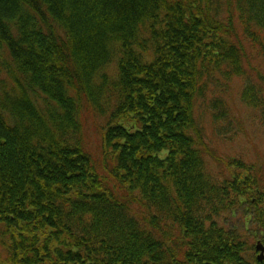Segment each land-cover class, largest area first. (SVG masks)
<instances>
[{
    "label": "trees",
    "instance_id": "1",
    "mask_svg": "<svg viewBox=\"0 0 264 264\" xmlns=\"http://www.w3.org/2000/svg\"><path fill=\"white\" fill-rule=\"evenodd\" d=\"M234 75L264 118V0H0V264H264V163L205 147Z\"/></svg>",
    "mask_w": 264,
    "mask_h": 264
},
{
    "label": "rangeland",
    "instance_id": "2",
    "mask_svg": "<svg viewBox=\"0 0 264 264\" xmlns=\"http://www.w3.org/2000/svg\"><path fill=\"white\" fill-rule=\"evenodd\" d=\"M234 23L237 24L235 20ZM240 27L241 24L240 26L237 25L238 34H241L242 28ZM243 42L247 44L248 50L252 52L247 39L243 38ZM249 55L254 69L263 67L253 53H249ZM222 81L217 93L223 96L232 111L234 122L230 127L232 131L218 133L216 123L212 121L211 111L204 115L202 124L205 140L208 142L205 147L208 151L209 168L216 173L223 171L228 174L229 171L224 164H227L230 156L242 157L245 161L255 162L258 165L264 163V118L260 115L258 109L248 106L241 99L245 77L234 75L228 82ZM219 94L217 95L220 96ZM94 120L90 116L86 119V138L93 150H96L98 134L94 126ZM218 160H221L222 163H219ZM245 203L244 207L236 209L234 214L228 212L226 224L241 235L243 239H248L253 244L255 257L261 262L264 260L263 252L257 249V245L259 241L264 242V232L253 225L254 213L257 212L259 206L252 204V202Z\"/></svg>",
    "mask_w": 264,
    "mask_h": 264
},
{
    "label": "water",
    "instance_id": "3",
    "mask_svg": "<svg viewBox=\"0 0 264 264\" xmlns=\"http://www.w3.org/2000/svg\"><path fill=\"white\" fill-rule=\"evenodd\" d=\"M257 249H259L263 252L262 255L264 257V245L262 242H260V241L258 242Z\"/></svg>",
    "mask_w": 264,
    "mask_h": 264
}]
</instances>
